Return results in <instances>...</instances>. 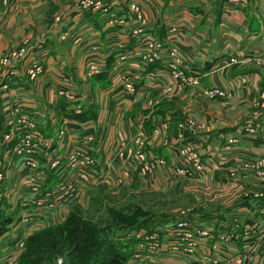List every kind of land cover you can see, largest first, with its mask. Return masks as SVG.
Wrapping results in <instances>:
<instances>
[{
  "label": "rangeland",
  "instance_id": "rangeland-1",
  "mask_svg": "<svg viewBox=\"0 0 264 264\" xmlns=\"http://www.w3.org/2000/svg\"><path fill=\"white\" fill-rule=\"evenodd\" d=\"M50 1L52 5L55 4L53 0ZM83 1L80 0L81 6L85 5ZM133 4L140 6L141 19ZM143 6L138 1L130 3L137 22L132 34L139 37L142 47L139 54L143 64L162 62L168 73L170 82L164 87L162 97L165 99L162 101L174 100L184 106L188 101L175 97L186 89L188 94L195 92L197 98L206 96L208 99L222 100L226 97L227 93L214 95L213 87L203 88L201 78L194 77L180 46L187 32H168L165 38L154 32H134L144 21ZM42 7L39 10L45 9ZM59 17L54 16L50 24ZM158 39L163 45L160 57L150 60L146 57V42ZM29 47L31 49L32 41L26 38L15 47L0 52V73L7 68L5 56H12V52L18 50L17 58L13 61L15 66L25 59L22 53ZM58 47V44L54 45L55 50ZM94 49L98 50L96 47ZM173 49L178 51L181 61L168 58ZM47 56L46 53H38L36 60L32 61L45 65L38 77L51 71L48 69L52 66L48 68L45 62ZM125 58V55L120 57L121 61ZM95 60L92 56L89 63L92 74L98 72L103 64L101 61L94 63ZM172 61L185 69L184 78L174 77L170 67ZM92 63L96 66L94 71L91 69ZM72 68L74 66L70 64L68 69ZM65 73L61 74L65 83L60 82L51 92L50 102L47 101L49 93L40 95L39 90L43 91L37 86L38 81L31 78L27 85H22L20 81L15 86H10V83L5 89L6 76H0V216L6 214L10 217V214L13 217L6 227L7 231L0 235V264H18L31 235L64 223L69 214L76 212L91 221L96 216L94 224L97 229L108 228L107 239L125 243L131 240L133 244L131 238H134V249L151 250L155 258L162 247L167 246L168 250L179 256H200L197 264H264V123L258 124L253 118L243 122L244 132L254 139L252 146L258 150H251L250 145L243 150L234 149L232 145L240 143V139L235 135H225L222 138L227 149L221 153V158H214L218 153L203 154L182 133L204 128L203 124L195 118L181 119L175 137L179 140L174 153L177 164L169 168L172 171L170 175L153 177L152 174L160 169L169 171L168 162L163 158L165 154L158 157L164 161L163 166L151 168L148 172H143L141 166V162L152 159L145 157L143 150L152 147L151 142L157 140V135L169 129L168 120L162 118L149 134L145 133L146 136L137 132L134 137L135 149H127L128 140L118 143L113 152L114 159H128L131 156L129 160L135 163V166H129L131 171L119 161L112 168L105 165L98 167L97 153L103 154L104 158V148L98 149V146L106 137L105 130H97L94 126L85 129V122H96L98 111L91 99L81 101L76 94L78 88L72 82L75 72L71 70ZM25 74L28 75L27 69ZM122 78L125 88L127 84H135V91L138 90L133 74H123ZM12 87L16 94L27 93V96L22 101H3L2 97L5 98L7 95L4 94ZM246 110L249 114H259L264 110V100ZM146 125L149 127L150 124ZM188 146L192 153H183ZM135 154L143 156V160H136ZM194 154L197 164L192 160ZM169 156L171 162L172 155ZM185 163L190 164V169L178 171L177 167ZM93 175L99 176L96 178ZM69 192L68 199H60V194ZM181 221L191 224V229L175 231V225ZM53 236L38 237L36 241L50 243L51 239H58V236ZM148 236L154 239L149 242ZM164 236L166 239H163ZM131 256L127 264H133ZM58 262L62 263V257L58 258Z\"/></svg>",
  "mask_w": 264,
  "mask_h": 264
},
{
  "label": "crops",
  "instance_id": "crops-1",
  "mask_svg": "<svg viewBox=\"0 0 264 264\" xmlns=\"http://www.w3.org/2000/svg\"><path fill=\"white\" fill-rule=\"evenodd\" d=\"M53 1L54 5L50 0H9L8 4L0 0V52L26 38L32 41L25 59L12 67L15 76L9 80L10 86L19 81L22 85L29 84L31 78L25 74L29 64L36 60L38 53L48 55L45 62L48 68L52 66L47 68L51 71L34 79L44 92L39 90L40 95L49 93L48 102L56 86L65 83L61 74L75 72L72 82L78 88L76 94L81 101L91 99L98 111L96 122H85V129L94 126L105 130L106 137L98 146V149L104 148V158L102 153H97L98 167L112 168L114 163L118 164L116 161L129 169L135 166L133 160H129L131 156L114 159L118 143L128 140L127 149H135V135L146 136L162 118L168 120L169 131L158 134L157 140L151 142L152 147H146L143 153L151 158L165 154L168 169L177 164L174 153L179 140L175 137L180 120L185 118H195L203 124L204 128L199 130L182 132L203 154L218 153L214 158H221V153L227 149L222 138L225 135L240 139V143L232 145L234 149L243 150L250 145L251 150H258L252 146L254 139L244 132L243 122L253 118L258 124L264 123V110L259 114L246 113L247 107L264 100V0H248L239 7L228 5L226 0H103L109 4L106 12L81 6L80 0ZM132 1L144 5L146 23L141 32H154L162 38L168 32H187L180 46L193 74L201 78L203 88L225 89L226 97L222 100L197 98L195 92L188 94L186 89V93L175 95L178 100H187L186 105L181 106L174 100L162 101L164 87L170 82L168 73L162 62L143 64L139 37L132 34L137 26L130 9ZM39 6L45 9L39 10ZM54 16L60 17L50 24ZM55 44L59 46L57 50ZM95 47L98 50L95 51ZM121 55L126 56L122 61ZM92 56L103 63L95 74L89 70ZM70 64L74 68L68 69ZM126 73L134 75L137 91L125 88L122 76ZM13 90L10 88L2 100L22 101L27 96ZM166 154L172 155L171 162ZM168 173H172L171 169H160L152 176ZM160 252L157 261L161 264H197L200 257L179 256L167 246Z\"/></svg>",
  "mask_w": 264,
  "mask_h": 264
},
{
  "label": "trees",
  "instance_id": "trees-1",
  "mask_svg": "<svg viewBox=\"0 0 264 264\" xmlns=\"http://www.w3.org/2000/svg\"><path fill=\"white\" fill-rule=\"evenodd\" d=\"M7 216H0V235L7 231L6 227L12 221L13 217ZM94 219L97 217H92V222L80 212L71 213L64 223L31 235L18 264H59V257H62L61 264H127L136 250L133 247L136 240L131 238L132 244L131 240L125 243L107 239L108 228L97 229ZM53 234L58 236L57 240L53 238L50 243L36 241L38 237H54Z\"/></svg>",
  "mask_w": 264,
  "mask_h": 264
},
{
  "label": "built area",
  "instance_id": "built-area-1",
  "mask_svg": "<svg viewBox=\"0 0 264 264\" xmlns=\"http://www.w3.org/2000/svg\"><path fill=\"white\" fill-rule=\"evenodd\" d=\"M247 1L248 0H226V3L228 5L229 4H233V5L237 6V7H239V6L245 5L247 3ZM83 2L85 4V6H92V7H95L96 9H100V10H102L104 12L109 10V4L106 3V2H102V0H84ZM4 3L8 4L9 0H4ZM133 7L139 13V18L141 19V8H140V6H138L136 4H133ZM145 23H146V19H144V21L141 23L140 28L137 29V30H134V32H141L142 25H144ZM162 47H163V45H162V43H161V41L159 39L157 41H147L146 42V48L148 50H147L146 57H148L150 60H154L155 58L160 57V50L163 49ZM17 51L18 50L15 49L12 52V54H11L12 56H8L7 55L4 58L5 63H6L5 65H7V68H5V71L2 74V76H6V78H5L6 83L3 84L5 88L8 87L9 80H11L13 78V76H15V71H14V68H12V67L14 66L13 65L14 64L13 61L17 58L16 57ZM26 52H27V49L23 50L22 57H25ZM168 58L170 60L175 59L176 62L181 61L180 54L175 49L170 51ZM96 61H99V60H95L94 63ZM94 63H92V65H91L92 71H94L93 69H94V67H96V66H93ZM170 67L174 71V77L175 78H184V76H185V69L184 68H181L178 64L174 63L173 61L171 62ZM43 69H45V65L44 64L40 65V64H36V63L32 62V63H30V65L27 68L28 75L30 76V78L35 79L43 71ZM194 77H196V76H194ZM64 88H69V87L65 86ZM127 89L129 91L134 92L136 90V86H135V84H127ZM61 92L63 93V91H61ZM212 93L214 95L222 96V95H226L227 91L225 89L217 86V87H213ZM23 119H25V117H23ZM36 137H38V136H36ZM183 153H189V154L192 153L191 152V147L188 146L186 149L183 150ZM134 158L136 160H139V162H141L143 160V156L139 157L136 154L134 155ZM192 160L195 161L194 164H197L198 160L196 158V154H194V156H192ZM187 161L189 163H191L188 160V158H187ZM189 163H185L182 166H178L177 170L178 171L183 170V169L189 170L190 169V164ZM164 164H165L164 161L161 160L158 157L157 158H152V159H147L144 162H141V166H143L142 167L143 172H148L151 168H154V167L157 168V167L163 166ZM93 176H96V175H93ZM93 176H91V177H93ZM85 177H87V176L85 175ZM70 193L71 192H69L68 194H60V199L65 201L66 199L69 198V194ZM185 229H191V224H188L187 221H181V222H179L178 224L175 225V229L174 230L175 231H181V230H185ZM203 232H205V231H203ZM176 235H179V233L177 234V232H176ZM146 238L149 239V240H147L149 242L152 241V239H154V237H151V236H148ZM180 241H182V240H178V242H180ZM150 247L153 248V246H150ZM178 247H177V249H178ZM131 261L134 264H158L157 258H155L153 256V252L151 250L145 251V250H143L141 248H137L135 250L134 254L131 256Z\"/></svg>",
  "mask_w": 264,
  "mask_h": 264
}]
</instances>
